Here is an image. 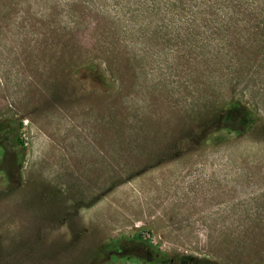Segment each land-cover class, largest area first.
Segmentation results:
<instances>
[{"label":"rangeland","instance_id":"obj_1","mask_svg":"<svg viewBox=\"0 0 264 264\" xmlns=\"http://www.w3.org/2000/svg\"><path fill=\"white\" fill-rule=\"evenodd\" d=\"M0 264H264V0H0Z\"/></svg>","mask_w":264,"mask_h":264},{"label":"trees","instance_id":"obj_2","mask_svg":"<svg viewBox=\"0 0 264 264\" xmlns=\"http://www.w3.org/2000/svg\"><path fill=\"white\" fill-rule=\"evenodd\" d=\"M101 78L104 79L103 77H101ZM224 111L225 112L223 113V115L221 114L222 118L227 117V116L236 117V115L233 114V112H235L239 117H241L242 119L244 118V120H245L246 124H248V126H250V127L254 126L252 113L246 107L241 106L239 104H235V106H233V104H228L225 107Z\"/></svg>","mask_w":264,"mask_h":264}]
</instances>
